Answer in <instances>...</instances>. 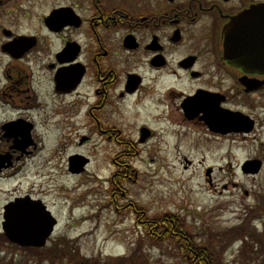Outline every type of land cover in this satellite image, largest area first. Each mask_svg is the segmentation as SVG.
<instances>
[{"label": "flooded vegetation", "instance_id": "af4514ba", "mask_svg": "<svg viewBox=\"0 0 264 264\" xmlns=\"http://www.w3.org/2000/svg\"><path fill=\"white\" fill-rule=\"evenodd\" d=\"M259 3L0 0V156L10 165L0 178L47 139L80 148L98 137L128 145L137 125L140 143L171 128L184 138L204 128L231 136V145L233 136H251L264 76L227 63L223 31ZM75 154L91 153H71L69 173Z\"/></svg>", "mask_w": 264, "mask_h": 264}, {"label": "rangeland", "instance_id": "374dc122", "mask_svg": "<svg viewBox=\"0 0 264 264\" xmlns=\"http://www.w3.org/2000/svg\"><path fill=\"white\" fill-rule=\"evenodd\" d=\"M258 113L257 130L244 139L233 136L234 145L231 136L217 138L199 127L180 137L164 124L156 127L167 131L144 143L136 139L138 125L127 132L128 145L99 137L81 148L78 142L39 141L31 157L0 178V264H70L69 257L49 253L58 246L91 264L129 261L138 252L147 264H190L194 246L207 243L218 262L264 264V249L250 237L225 235L257 219L252 226L264 236V101ZM73 152L91 153L81 176L67 170ZM249 160L263 162L258 173L243 172ZM28 193L45 199L59 220L39 251L11 244L1 227L3 206ZM172 218L182 225L189 249L178 234L168 237L163 220ZM246 242L258 255L243 254Z\"/></svg>", "mask_w": 264, "mask_h": 264}, {"label": "water", "instance_id": "95a60500", "mask_svg": "<svg viewBox=\"0 0 264 264\" xmlns=\"http://www.w3.org/2000/svg\"><path fill=\"white\" fill-rule=\"evenodd\" d=\"M224 33L227 63L245 73L264 76V3L234 17ZM249 81L252 80L243 79L245 85L251 86ZM213 125L211 123V128ZM3 162L4 159L0 160V168ZM84 164L71 159V171L81 172ZM261 166L260 160H250L243 165V171L256 174ZM4 219L3 230L8 240L24 247L44 246L57 224L41 201H31L29 197L17 198L7 204Z\"/></svg>", "mask_w": 264, "mask_h": 264}, {"label": "trees", "instance_id": "16d2710c", "mask_svg": "<svg viewBox=\"0 0 264 264\" xmlns=\"http://www.w3.org/2000/svg\"><path fill=\"white\" fill-rule=\"evenodd\" d=\"M262 214H263V217L261 218L264 219V211L262 212ZM172 219L173 220H167V219L163 220L166 233L169 234L168 237L176 240L177 236L175 234H178L181 238V242L185 245L187 249H189V241L188 239L187 240L185 239V236L183 234L184 230H183L182 225H179L178 221H176L175 218H172ZM253 223L254 222L251 221V222H247L245 225H239V226L232 227L227 230L229 232H226L225 235L228 234L232 237V235L235 236V234L238 233L241 239L250 237L252 241H254L253 243L254 245H260V247L264 249V236L263 235L258 236L256 228L252 226ZM171 234H174V237H172ZM244 236L245 238H243ZM245 246L247 248H245V251L243 254H249V253L254 254L256 252L254 250V246L253 245L250 246L248 242L245 243ZM72 248L74 250L76 249L74 246ZM30 251H34V250H30ZM36 251H39V250H36ZM48 251L53 256L54 255H65V257H69L70 264H91L88 259L79 258L78 254L76 253L73 254L72 251L69 250L68 246H64L63 248H60V246H58L56 248H51ZM55 252H57L58 254H54ZM190 252H193L195 254L193 257V262H190V264H225L224 262H220V261L218 262V259H219L218 252L214 249V247L211 248V245H209L208 243L204 244L203 246L201 245L194 246L193 250H191ZM186 255H189V254L186 252ZM214 255H215V259H214ZM255 255H258V254L255 253ZM138 257L139 258L131 257L128 259L129 261H125V259L127 258L120 259L117 264H147L145 260L143 259V255L141 252H138ZM185 261L189 262L187 258L185 259ZM52 264H55V263L53 262ZM108 264H114V261ZM247 264H252V262H248Z\"/></svg>", "mask_w": 264, "mask_h": 264}]
</instances>
